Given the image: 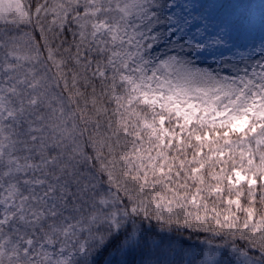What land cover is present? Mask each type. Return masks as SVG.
<instances>
[{"label":"snow or ice","instance_id":"1","mask_svg":"<svg viewBox=\"0 0 264 264\" xmlns=\"http://www.w3.org/2000/svg\"><path fill=\"white\" fill-rule=\"evenodd\" d=\"M0 264H264V0H0Z\"/></svg>","mask_w":264,"mask_h":264}]
</instances>
